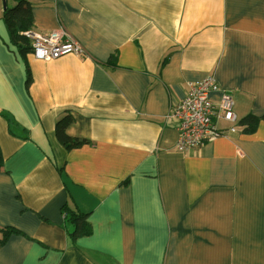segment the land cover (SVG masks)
I'll use <instances>...</instances> for the list:
<instances>
[{
    "label": "crops",
    "instance_id": "obj_1",
    "mask_svg": "<svg viewBox=\"0 0 264 264\" xmlns=\"http://www.w3.org/2000/svg\"><path fill=\"white\" fill-rule=\"evenodd\" d=\"M25 1L85 52L21 57L0 0V264H264V121L239 123L264 114V0ZM208 76L236 131L180 152L166 115Z\"/></svg>",
    "mask_w": 264,
    "mask_h": 264
},
{
    "label": "built area",
    "instance_id": "obj_2",
    "mask_svg": "<svg viewBox=\"0 0 264 264\" xmlns=\"http://www.w3.org/2000/svg\"><path fill=\"white\" fill-rule=\"evenodd\" d=\"M31 43V55L38 60L48 61L66 54H84L81 43L65 30L40 33L25 30L22 33ZM188 94L176 102L166 115L177 125L175 147L184 152L196 148L212 139L235 132L237 116L234 100L225 89H221L213 76L189 84ZM218 91V100L211 93ZM219 120L231 123L226 128L218 125Z\"/></svg>",
    "mask_w": 264,
    "mask_h": 264
},
{
    "label": "trees",
    "instance_id": "obj_3",
    "mask_svg": "<svg viewBox=\"0 0 264 264\" xmlns=\"http://www.w3.org/2000/svg\"><path fill=\"white\" fill-rule=\"evenodd\" d=\"M31 7L25 0H17L15 6L7 7L4 9L2 17L6 25L10 41L15 45L17 52L23 58L31 51L30 40L24 36L23 31L30 29L32 26ZM264 121V114L255 116L248 114L240 121V125L244 126L243 131L253 132L260 121ZM72 121L69 114L62 116L56 123L55 133L58 141L64 146L65 149H73L86 144L88 141L84 138L71 137L66 134L65 128ZM2 159L0 157V168ZM88 214L82 212L69 211V221L73 224L74 228L70 232L72 240L84 235H89L92 227L88 222ZM12 232V230H10ZM4 239V238H3Z\"/></svg>",
    "mask_w": 264,
    "mask_h": 264
},
{
    "label": "rangeland",
    "instance_id": "obj_4",
    "mask_svg": "<svg viewBox=\"0 0 264 264\" xmlns=\"http://www.w3.org/2000/svg\"><path fill=\"white\" fill-rule=\"evenodd\" d=\"M9 4H11V1H9ZM174 127H175V129H176V131H177V125H176V123L174 122ZM216 139V138H215ZM214 139H212V140H210V141H213ZM210 141H207V142H210ZM206 143V142H205ZM201 146V145H200ZM199 147V146H198ZM197 148V147H196ZM196 148H193V149H196Z\"/></svg>",
    "mask_w": 264,
    "mask_h": 264
}]
</instances>
